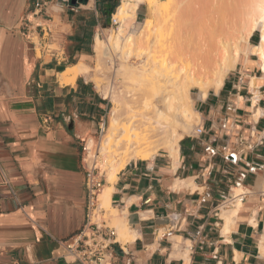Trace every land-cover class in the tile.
Here are the masks:
<instances>
[{
	"label": "crops",
	"instance_id": "obj_1",
	"mask_svg": "<svg viewBox=\"0 0 264 264\" xmlns=\"http://www.w3.org/2000/svg\"><path fill=\"white\" fill-rule=\"evenodd\" d=\"M72 1L0 0V264H81L65 242L87 214L82 140L109 102L85 76L58 79L95 61L94 37L120 0ZM242 63L217 93L189 92L200 122L177 159L162 147L117 174L111 206L134 240L109 246L110 264H264V115L252 118L264 111V85L252 107L247 77L260 73L249 55ZM239 186L225 232L221 214Z\"/></svg>",
	"mask_w": 264,
	"mask_h": 264
},
{
	"label": "bare ground",
	"instance_id": "obj_2",
	"mask_svg": "<svg viewBox=\"0 0 264 264\" xmlns=\"http://www.w3.org/2000/svg\"><path fill=\"white\" fill-rule=\"evenodd\" d=\"M140 12L142 22L137 23ZM150 17H154L151 28L148 27ZM112 18L116 27L107 29L103 38L98 34L94 37V66L77 64L67 68L58 80L61 86L69 85L78 76H85L97 84L96 89L111 104L107 126L97 143L99 156L105 162L101 168L107 184L99 195L103 212L99 216L110 219L117 232L115 241L125 245L134 237L125 216L111 206V185L132 159L151 158L162 147L168 148L171 157L177 159L178 142L200 122L190 89L195 88L202 100L209 90L217 93L227 75L250 54L257 58L261 69L260 76H251L248 81L251 105L256 107L260 99L257 81L264 85V0H120ZM163 32L170 34L164 37ZM256 32L258 41L252 44ZM165 38L168 49L164 50L166 45L161 46L165 42H160ZM159 45L165 54L169 50L167 57L169 54L174 59L184 57L186 65L182 60L179 63L186 67L180 71L174 66L179 59L174 61L169 57V62L174 63L171 64L173 71V66L171 69L166 62L167 57L163 62L150 55L149 51L159 50ZM138 49L149 53L138 52ZM114 57L119 60L115 71L124 85L118 94L101 88V80L93 74H101L106 60L114 64ZM179 71L184 74L178 79ZM173 72L177 76H173ZM140 94L144 95V101L138 106ZM262 115V109L253 110L254 122ZM95 142L92 140L91 144L94 146ZM245 192L241 186L232 189L228 203L231 207L225 206L221 214L225 232L233 224ZM175 240L181 242L180 238Z\"/></svg>",
	"mask_w": 264,
	"mask_h": 264
},
{
	"label": "built area",
	"instance_id": "obj_3",
	"mask_svg": "<svg viewBox=\"0 0 264 264\" xmlns=\"http://www.w3.org/2000/svg\"><path fill=\"white\" fill-rule=\"evenodd\" d=\"M112 25H115L111 18ZM109 102V101H108ZM105 123L99 127L103 133ZM198 134L201 131L196 130ZM94 138L86 137L82 140L81 162L85 170V190L87 202V214L81 230L65 242L67 253L81 264H110V256L106 253L109 246L115 243V230L107 226L100 210L99 195L105 183L97 158L98 148L91 144Z\"/></svg>",
	"mask_w": 264,
	"mask_h": 264
},
{
	"label": "rangeland",
	"instance_id": "obj_4",
	"mask_svg": "<svg viewBox=\"0 0 264 264\" xmlns=\"http://www.w3.org/2000/svg\"><path fill=\"white\" fill-rule=\"evenodd\" d=\"M166 10H168L167 8H166ZM168 11H170V8H169V10ZM142 12H143V10H142ZM165 12H167V11H165ZM168 14L170 13V12H167ZM169 16V15H168ZM152 17V16H151ZM151 17L149 18L150 19V21H148V19L147 20H145V22H153V20H154V17L151 19ZM170 17V16H169ZM136 22L137 23H141L142 22V17H139L138 19H136ZM151 26H152V23H150V26L148 25V27L149 28H151ZM115 28L116 27V25H111L109 28ZM108 28V29H109ZM107 30V29H106ZM106 30H103V31H101L100 30V38H103V35H104V33L106 34ZM166 30V29H165ZM165 30H163V31H165ZM167 31V30H166ZM163 33H165V32H163ZM166 33H168V31L166 32ZM164 34V37H165V35H169V34ZM103 34V35H102ZM257 35V36H256ZM102 36V37H101ZM167 37V36H166ZM169 37V36H168ZM161 38H163V37H161ZM167 38H165V39H162V42H160V43H163V41L165 42V40H166ZM257 41H258V33L256 32V34L254 35V37H253V40H252V44H256L257 43ZM166 43V42H165ZM165 43H163L162 44V46L161 47H165V45H166V47L164 48V50L165 49H168V47H167V43L165 44ZM158 44V43H157ZM161 45V44H160ZM160 45H159V47H158V49L159 50H156V51H152L151 49V51H149L150 52V55L151 54H153V57L154 58H156V59H158V60H160V61H166L165 60V58L167 57V55H168V53H169V50H166L165 52H166V54L164 53V50L160 47ZM250 46H252L251 44L249 45V47ZM139 49H141V48H139ZM137 50L138 52H142L143 50ZM143 49V48H142ZM162 49V50H161ZM147 52H148V50H146ZM146 51H143V53H145V54H147V52ZM158 51V52H157ZM162 51V52H161ZM148 52V53H149ZM155 53V54H154ZM157 54V55H156ZM159 54V55H158ZM163 54V55H162ZM154 55H156V57L154 56ZM162 55V56H161ZM158 56V57H157ZM171 55L169 54V56L167 57V60L168 61H166L167 63H170L169 62V60L171 59V60H173L174 59V57H170ZM161 57H164V58H161ZM169 57H170V59H169ZM179 57H181V56H179ZM179 57H176V59H174V61L175 60H177V59H179ZM249 57H250V60H252V61H254V63H255V66L257 67L256 68V73H258V71H259V73H260V67H259V61L257 60V58L255 57V56H251L250 54H249ZM117 58V57H116ZM115 57H114V64H112V62H109L108 60H106L105 61V65H104V69H103V71L101 72V74L99 75H97L96 73H93V74H95V77L97 78V79H99V80H101L100 81V85H101V88H106V89H108V90H111V91H114L115 93H119L121 90H123L124 89V85L121 83L122 82V79L120 78V76L119 75H117L118 73H116V69H118V66H119V60L118 59H116ZM162 59H164V60H162ZM184 59V57H182L181 59H179L178 61H176V62H178L177 64L175 63H173V62H171L170 63V68L172 69V66H171V64H174V66H176L177 65V67H178V69L180 70V71H182V69H183V67H186V66H184L183 64H185V60H183ZM170 60V61H171ZM180 60H182L181 61V63H183V64H181V63H179L180 62ZM157 61V60H156ZM187 62V61H186ZM94 64H95V61L93 60V62L90 64V67H93L94 66ZM181 64V65H180ZM243 64V63H242ZM257 64V65H256ZM186 65V64H185ZM174 66H173V71H174ZM180 67V68H179ZM182 67V68H181ZM115 68V69H114ZM238 68H239V66H238ZM177 70V69H176ZM175 70V71H176ZM258 70V71H257ZM179 71V72H180ZM175 73H178L177 71L175 72ZM174 72H173V76H177L176 74H175ZM180 74H181V72H180ZM179 74V75H180ZM183 74H184V72H182V74L179 76L178 75V79L179 78H181V76H183ZM97 75V76H96ZM100 77V78H99ZM247 80H249V77H247ZM95 86H97V84L95 83V82H92ZM259 84H262V82H260V81H257V85H259ZM263 85V84H262ZM259 87V86H258ZM260 88V87H259ZM97 90V89H96ZM98 91V90H97ZM196 89L195 88H191L190 89V92H191V94H192V97H193V95L196 93ZM101 95H102V92H100V91H98ZM143 96L144 95H142V94H140V95H138V97H137V104H138V106L141 104V102L142 101H144V99H143ZM191 97V96H190ZM107 102H108V100H107ZM110 109H111V104L110 103H108V108H107V113H106V116L103 118V120H104V123H105V125H104V127H103V129H105V127L107 126V120H108V115H109V111H110ZM103 133H104V130H103ZM103 133H100L98 130L96 131V133L95 134H93V135H88L87 137L88 138H94V141H96L95 142V144H94V148L96 147V148H98L97 147V143H98V141H99V139H100V137H101V135L103 134ZM104 160V158L103 157H101V156H99L98 158H97V161H98V166H99V168H100V170H101V172L103 171V169L101 168L102 167V165H104L105 164V162L103 161ZM104 174H105V172L103 173V177H104ZM104 180H105V177H104ZM103 219L106 221V224H107V226L108 227H110V228H113L115 231H116V229L113 227V226H111V224H110V219L107 217V216H104L103 215Z\"/></svg>",
	"mask_w": 264,
	"mask_h": 264
},
{
	"label": "water",
	"instance_id": "obj_5",
	"mask_svg": "<svg viewBox=\"0 0 264 264\" xmlns=\"http://www.w3.org/2000/svg\"><path fill=\"white\" fill-rule=\"evenodd\" d=\"M78 1H79V2H82V1H83V2H86L87 0H78ZM74 2H75V0L72 1V3H74Z\"/></svg>",
	"mask_w": 264,
	"mask_h": 264
},
{
	"label": "trees",
	"instance_id": "obj_6",
	"mask_svg": "<svg viewBox=\"0 0 264 264\" xmlns=\"http://www.w3.org/2000/svg\"><path fill=\"white\" fill-rule=\"evenodd\" d=\"M114 10L112 11V14H114ZM110 26L108 25V26H104V28H109Z\"/></svg>",
	"mask_w": 264,
	"mask_h": 264
}]
</instances>
